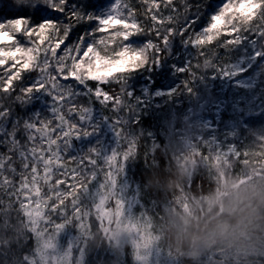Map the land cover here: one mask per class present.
I'll use <instances>...</instances> for the list:
<instances>
[{"label": "trees", "instance_id": "1", "mask_svg": "<svg viewBox=\"0 0 264 264\" xmlns=\"http://www.w3.org/2000/svg\"><path fill=\"white\" fill-rule=\"evenodd\" d=\"M73 2L98 15L112 7V0ZM128 2L136 10L141 8L140 0ZM226 2L183 0V15L177 27L194 21L192 32L208 30L212 17ZM155 3L160 5L158 11L167 15L164 0H155ZM10 19L13 17L0 15V21ZM147 39V34L141 36L135 46H143ZM210 46H214L211 54L201 55L195 42L189 44L181 35H173L162 48L157 63L131 68L121 82L104 85L110 95L113 91L120 92L119 108H106L93 102L89 119L80 125L87 135L72 137L65 155L76 157L95 150L103 165L115 154L123 165L122 171L98 204L136 222L145 231L146 243L159 264H264V255L245 260L234 254L235 247L241 244L250 246L258 254L264 253V239L259 236L250 239L241 229L235 233L245 235L241 238L246 240L244 243H237L231 249L223 243L216 244L209 248L214 255L210 251L196 258L181 254L169 238V227L176 220V214L191 219L216 210L228 190L244 180L253 187L264 185V20L245 25L235 39L222 38L219 44L215 46L213 41ZM240 61L251 65L241 72V78L229 79L228 70ZM94 83L90 82V86ZM78 102L88 106L86 97ZM52 104V96L37 91L29 103L14 106L13 118L23 121L36 113L50 117ZM118 126L125 136L137 141L129 153L131 156L119 155L124 142L116 131ZM8 127L11 128L10 123ZM4 151L0 146V152ZM67 157L63 163L69 168L75 167ZM63 171L61 168L52 182L57 178L67 179L64 185L67 188L72 177L69 173L65 178ZM211 199L214 201L207 205ZM190 209L194 210L193 215ZM219 211L223 213L222 205ZM15 214L10 218H21L19 213L20 217H14ZM78 221L84 227L82 222L88 221L87 215ZM0 224H4L3 218ZM75 228L77 225L67 223L57 237L63 242L68 234L80 235L84 231ZM27 232L30 238L35 235L30 228ZM25 242L19 249L3 250L7 260L33 254L36 238ZM210 254L217 262L205 258Z\"/></svg>", "mask_w": 264, "mask_h": 264}, {"label": "snow or ice", "instance_id": "2", "mask_svg": "<svg viewBox=\"0 0 264 264\" xmlns=\"http://www.w3.org/2000/svg\"><path fill=\"white\" fill-rule=\"evenodd\" d=\"M140 3L136 10L128 0H112L98 15L73 0H0V15L13 17L0 21V146L6 149L0 152V218L7 226L12 213L25 217L36 237L29 264H57L59 253L49 251L57 233L83 220L122 171L115 154L103 165L95 150L65 155L72 137L87 135L80 125L93 102L119 108L120 92L110 95L103 86L121 82L131 68L157 63L173 35L210 55L213 41L235 39L245 25L264 20V0H227L208 30L195 33L194 21L177 27L183 0H164L167 15L155 0ZM145 34L143 46H135ZM37 91L53 97L52 115L13 118L14 106L29 103ZM81 97L88 106L78 102ZM116 131L124 142L119 155L131 156L136 139L119 126ZM66 157L75 167L63 163ZM61 168L65 178L71 173L67 188V179L52 182Z\"/></svg>", "mask_w": 264, "mask_h": 264}, {"label": "rangeland", "instance_id": "3", "mask_svg": "<svg viewBox=\"0 0 264 264\" xmlns=\"http://www.w3.org/2000/svg\"><path fill=\"white\" fill-rule=\"evenodd\" d=\"M249 65H251V62H238L228 70V78H241V72L247 70ZM247 182L248 180H244L241 185H236L235 187H253L250 186L251 182ZM213 201L214 199H211L206 204L211 205ZM193 211L190 209L191 214ZM16 216L19 215L16 213L14 217ZM20 216L21 218H10L7 226L0 224L2 225L0 226V264H29L26 256L20 255L16 260L10 261L9 259L7 260V256L2 252L3 250H10V247L19 249L24 246L25 241L30 243L33 237L36 238L35 235L32 238L27 236L29 227H27L25 217ZM174 218L189 219L181 213L176 214ZM87 220V222H82L84 227L81 226V221L77 223L71 222L75 226L77 225L75 229L80 228L84 230L80 235L68 234L65 236L63 242L62 238H58L56 235L55 247L49 251L59 253L57 264H159L155 258V254H151L152 249L146 243L148 239L144 233L145 231L141 230L136 222L128 220L121 212L110 211L100 203L93 207L92 211L87 215ZM235 235L240 240L245 236L238 233H235ZM245 241L244 239L243 243ZM235 244L223 243L224 246L230 249ZM235 248L237 249L234 254L240 257L243 256L242 258L245 260L252 256L258 257L257 255H264L263 252L256 253L254 249L246 244L238 245ZM210 251L207 248L198 256ZM210 253L214 255L212 251ZM211 254L210 257L204 256L213 261L215 257H212ZM223 257L225 258V256Z\"/></svg>", "mask_w": 264, "mask_h": 264}, {"label": "clouds", "instance_id": "4", "mask_svg": "<svg viewBox=\"0 0 264 264\" xmlns=\"http://www.w3.org/2000/svg\"><path fill=\"white\" fill-rule=\"evenodd\" d=\"M236 229L250 239H264V185L230 188L216 210L188 220L176 218L169 227V238L177 251L194 258L216 244L243 243Z\"/></svg>", "mask_w": 264, "mask_h": 264}]
</instances>
